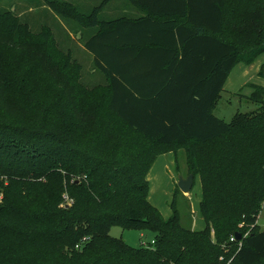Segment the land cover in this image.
I'll list each match as a JSON object with an SVG mask.
<instances>
[{
    "label": "trees",
    "instance_id": "trees-1",
    "mask_svg": "<svg viewBox=\"0 0 264 264\" xmlns=\"http://www.w3.org/2000/svg\"><path fill=\"white\" fill-rule=\"evenodd\" d=\"M58 1L102 79L83 83L50 27L0 10V264H264V88L254 112L213 113L232 70L264 55V0H102L88 14ZM156 145L188 146L203 230L184 224L178 186L170 217L150 202ZM112 226L154 243L129 247Z\"/></svg>",
    "mask_w": 264,
    "mask_h": 264
},
{
    "label": "rangeland",
    "instance_id": "rangeland-1",
    "mask_svg": "<svg viewBox=\"0 0 264 264\" xmlns=\"http://www.w3.org/2000/svg\"><path fill=\"white\" fill-rule=\"evenodd\" d=\"M101 1L102 0H59L58 2H66L64 4L62 3L61 8H73L72 5L68 4L72 3L81 8L84 14H88L94 7H97ZM114 4L115 3H111L109 9L113 8ZM0 10H11L16 15L21 16L22 22L27 23L34 32L41 31L43 27H50L62 47H64V49H70L74 58L83 63V83L86 85H97L101 83L102 75L94 66V57L81 45V34L78 32L77 23L71 20L67 15L63 14L62 17L59 15L57 16L53 12V9H51L49 0H1ZM103 16L104 13L101 17ZM69 34L71 39L67 37ZM51 93L56 94L57 91L52 90ZM257 108L254 102L249 101V99L245 97L244 91L225 90L213 113L225 123H231L237 114L251 113L256 111ZM176 148L177 147H175V149ZM187 148V145L182 146L174 155H166V152L161 151L162 149L159 145L153 147V153L159 157H157V160L154 162L150 174L157 172L158 180L155 183H150V201L160 210L165 218L170 217L172 214L171 201L173 200V194L177 187V172L183 177L188 176L189 156ZM173 164L176 171L172 170ZM147 178L149 180V175ZM2 180L5 179L2 177ZM201 200V182L199 177H196L194 186L189 195H184L181 192L177 197V206L182 214L181 216L183 217L184 224H190L193 228L195 219L202 218L198 213ZM257 230H264V203L259 214ZM110 234L113 238L124 241L132 248L142 247L144 246L143 243H150L155 238L152 232H140L139 230L132 229L123 230L119 226H112Z\"/></svg>",
    "mask_w": 264,
    "mask_h": 264
},
{
    "label": "crops",
    "instance_id": "crops-1",
    "mask_svg": "<svg viewBox=\"0 0 264 264\" xmlns=\"http://www.w3.org/2000/svg\"><path fill=\"white\" fill-rule=\"evenodd\" d=\"M133 14H135L136 16L140 15L138 13V11H134ZM130 69L133 70V66H131ZM136 69H138V66L136 67ZM253 85L264 88V55H261L260 57H258L256 59V61H254L251 65L239 63L232 70L228 80L226 81V83L224 85L223 92L225 90H228V91H232V90L244 91L245 97L249 98L254 92V89L252 87ZM168 154L174 155L175 153L170 152V153H167L166 155H168ZM163 156H165V155H163ZM172 170L176 171V169L174 168V164H173ZM177 174H179V172H177ZM157 180H158L157 172L152 173V174L149 173L150 183L151 182L155 183ZM150 194H151V190H150ZM149 200H150V197H149ZM198 213L200 215L199 210H198ZM204 228H205L204 220L202 218L195 219V222L193 224L192 229L195 231H200V230H203ZM142 237H143V234H142Z\"/></svg>",
    "mask_w": 264,
    "mask_h": 264
},
{
    "label": "water",
    "instance_id": "water-1",
    "mask_svg": "<svg viewBox=\"0 0 264 264\" xmlns=\"http://www.w3.org/2000/svg\"><path fill=\"white\" fill-rule=\"evenodd\" d=\"M194 183L195 176L193 174H189L187 177H183L181 174H178L177 186L184 195H189L194 186ZM235 236L238 241L242 239V235L240 233H236Z\"/></svg>",
    "mask_w": 264,
    "mask_h": 264
},
{
    "label": "built area",
    "instance_id": "built-area-1",
    "mask_svg": "<svg viewBox=\"0 0 264 264\" xmlns=\"http://www.w3.org/2000/svg\"><path fill=\"white\" fill-rule=\"evenodd\" d=\"M67 199V201H68V198H66ZM2 201H3V192L2 191H0V203H2ZM66 206H68V205H66ZM89 240V238H84L81 242V244H78L77 246H76V249H80V247L84 244V243H86L87 241ZM237 241V238H236V236H233L231 239H230V242H232V243H235ZM150 243H154V240H152ZM150 243H143V245L144 246H146V247H148V246H150ZM240 245V244H239ZM241 246V245H240ZM234 255L226 262V259H225V257H221L220 258V261H222L224 264H231L232 263V261L234 260Z\"/></svg>",
    "mask_w": 264,
    "mask_h": 264
}]
</instances>
